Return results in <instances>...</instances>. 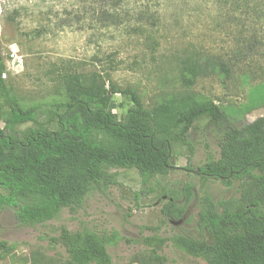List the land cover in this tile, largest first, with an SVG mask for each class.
Returning <instances> with one entry per match:
<instances>
[{"label": "rangeland", "instance_id": "1", "mask_svg": "<svg viewBox=\"0 0 264 264\" xmlns=\"http://www.w3.org/2000/svg\"><path fill=\"white\" fill-rule=\"evenodd\" d=\"M112 1L0 0V47L7 67L3 79L23 110L66 103L61 75L97 73L122 90H136L149 110L172 95L188 93L198 101L212 100L238 128L264 116V25L253 21L255 9L264 13V0H119L120 13L146 15L139 24L144 32L92 29L93 12L98 16L111 10ZM14 52L20 58L17 65ZM197 56L228 65L229 79L214 74L185 89L183 69ZM115 101L114 113L121 120L132 102L122 95ZM226 126L199 119L188 135L193 150L174 146L167 177L144 186L137 170L112 171V185L90 193L82 208L64 209L56 220L34 229L22 227L14 211L0 209V244L8 246L6 252L0 249V264H33L32 259H39L34 264H66L69 256L59 241L62 227L73 233H118L122 239L108 248L114 264H129L148 250L142 240L153 235L149 228L160 226L164 238L194 235L205 191L215 201L239 197V182L227 187L208 179L201 188L199 171L220 159ZM188 184L195 187L194 196L185 206V223L176 226L179 220L169 221L163 214L170 200L165 193L184 206L182 190ZM162 254L170 264H206L172 242Z\"/></svg>", "mask_w": 264, "mask_h": 264}, {"label": "trees", "instance_id": "2", "mask_svg": "<svg viewBox=\"0 0 264 264\" xmlns=\"http://www.w3.org/2000/svg\"><path fill=\"white\" fill-rule=\"evenodd\" d=\"M119 3L113 0L111 10L98 16L93 12L92 29L129 28L128 33L142 34L139 24L146 15L120 13ZM254 12L253 21L264 25V13ZM6 71L0 47V209L14 211L22 227L34 229L56 220L64 209L82 208L90 193L112 185V171L137 170L144 186L167 177L174 146L192 149L188 135L199 119L207 118L211 125L227 126L220 159L199 171L201 188L208 179L227 187L239 182V197L215 201L205 191L194 235L164 238L160 226L149 228L153 235L142 240L148 250L129 264H170L162 254L169 242L206 264H264V116L238 128L212 100L198 101L188 93L172 95L149 110L136 90H122L97 73L63 74L66 103L23 110L3 79ZM230 73L228 65L197 56L185 65L182 84L190 90L199 78L219 74L228 80ZM117 95L132 102L121 120L114 113ZM28 123L33 126L18 130ZM194 189L190 184L183 188L184 206L165 193L170 198L162 210L167 220L182 218ZM121 239L118 233H73L62 227L59 241L69 256L66 264H114L108 248ZM0 249L8 251L7 243Z\"/></svg>", "mask_w": 264, "mask_h": 264}, {"label": "built area", "instance_id": "3", "mask_svg": "<svg viewBox=\"0 0 264 264\" xmlns=\"http://www.w3.org/2000/svg\"><path fill=\"white\" fill-rule=\"evenodd\" d=\"M12 59H13V63L14 65H17L16 62H19V57L17 55V53L14 52V55H12ZM17 60V61H16ZM19 64V63H18ZM4 78H6V75L3 76Z\"/></svg>", "mask_w": 264, "mask_h": 264}, {"label": "flooded vegetation", "instance_id": "4", "mask_svg": "<svg viewBox=\"0 0 264 264\" xmlns=\"http://www.w3.org/2000/svg\"><path fill=\"white\" fill-rule=\"evenodd\" d=\"M186 216H187L186 213H184V215L182 216V218L179 219V222L175 223L174 225L179 226L181 224H184L185 223V220H186Z\"/></svg>", "mask_w": 264, "mask_h": 264}, {"label": "water", "instance_id": "5", "mask_svg": "<svg viewBox=\"0 0 264 264\" xmlns=\"http://www.w3.org/2000/svg\"><path fill=\"white\" fill-rule=\"evenodd\" d=\"M171 223H173V222H171ZM174 224V223H173Z\"/></svg>", "mask_w": 264, "mask_h": 264}]
</instances>
